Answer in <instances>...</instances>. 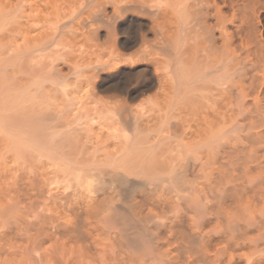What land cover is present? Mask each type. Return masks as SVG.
<instances>
[{
	"label": "bare ground",
	"instance_id": "obj_1",
	"mask_svg": "<svg viewBox=\"0 0 264 264\" xmlns=\"http://www.w3.org/2000/svg\"><path fill=\"white\" fill-rule=\"evenodd\" d=\"M5 5L1 27L40 23L11 68L70 55L40 71L38 107L8 115L23 119L22 159L67 190L45 187L48 172H20L18 201L51 212L20 224L35 258L0 262L264 264V0Z\"/></svg>",
	"mask_w": 264,
	"mask_h": 264
},
{
	"label": "rangeland",
	"instance_id": "obj_2",
	"mask_svg": "<svg viewBox=\"0 0 264 264\" xmlns=\"http://www.w3.org/2000/svg\"><path fill=\"white\" fill-rule=\"evenodd\" d=\"M27 18H30V17H27ZM27 18L25 17V18H22L21 20L18 19L19 21L17 23H16V21L13 22L15 25L11 24L10 25L11 27H8V28H6V27L3 28V27H1V24H0V61H2V62H0V64H4V62L6 63L8 60H10V58H14L20 49L29 45V44H27L28 40L25 37L32 36L33 33L35 34V32H33V31H32L33 33H31V29L32 28L34 29L37 25L38 26L36 28H38L40 26V23L36 19L30 18L27 20ZM16 24H18V25H16ZM41 25H42V23H41ZM25 30H26V32H25ZM28 34H30V35H28ZM68 40H69V38L67 40L65 39V41H68ZM28 43H31V40L28 41ZM63 47L64 46H62V48ZM62 48H59V49H62ZM64 48L65 49L61 50L63 52L58 50L55 53L51 52L50 53L51 55L49 54V52L44 53V56H43V54H39V55L34 57L35 61L32 60L33 56L32 57L30 56L31 57L30 62H28L26 64V66L23 69H21L22 73L20 72V70L18 71L17 69H15L18 66H16V67L14 66L13 68L10 67L9 75L10 76L14 75V77L11 76L12 79L14 78L13 80H15L19 83H21V82L25 83L26 77H28V79H29L31 77L30 75L32 73H35V71L37 72L35 74H38V72L41 73L40 71H42V70H43V72H45V71H47V69H50V67H51L50 61H52L53 59H55V58L56 59H60V58L63 59L64 57L66 58V55L67 56L70 55L69 54V51H70L69 46H66ZM30 57H28V59H30ZM48 63H50L49 66H47ZM32 75H34V74H32ZM26 81H27V79H26ZM69 103L70 102H68V104H67L65 101V105L68 106V107L66 106L67 112H69L71 114H76V113L85 111V109H84L85 107H83V105L81 103H78L74 107L69 106ZM94 124L97 126L94 127L93 131L96 130L98 132L99 131L98 130V124L97 123H94ZM94 124H93V126H94ZM23 125H24L23 119L21 117L18 118V117L13 116V120H12V116L10 117L8 115L6 117H0V244H1L0 245V260L2 259L1 260L2 262L4 259L6 260V258H7V260H10L12 257L13 258L15 257L16 259H19L22 257H26V258H33L34 257L35 258L38 255V252L33 250V249H28V251L25 250L26 252L22 249V244H23L22 236L23 235H22V232L19 231V227H20V224L21 225L23 224L22 221L24 223H25V221L30 222V220H31V222L38 221V219L40 220L41 217H45L44 213L47 214L50 211V210H45L44 205H40L37 208L26 210L23 207V204H21L20 201H18V197H17L18 193H17V186L16 185H18L17 182L19 181V179L21 178V175H22V174L20 175V172L23 173L27 169H28L27 172L29 171V172H31V174H33V171H36V170H37L36 172H39V173L48 172L49 173L48 175H47V173H46V175H44L45 178L44 177L41 178L43 180V184L46 185V186L44 185L45 187H48V188L50 187V189L53 188L52 192L56 191L55 194H60L59 192L64 191L66 189L65 183L62 181V179L55 177L54 174L51 173V171H50L51 167L44 165V164H37L35 162L34 157H28V159H27L28 162H26V160H25L26 158L22 159L23 156H21L22 154L20 155L21 152L19 153V150H20L19 149V145H20L19 144V140H20L19 138L21 136L19 134L21 132L20 127H22V130H23ZM81 125H83V124H81ZM4 126H5V128H4ZM17 128L19 130H16ZM80 128H83V126H81ZM104 130H106V129H104ZM40 165L43 167H41ZM62 185H63V187H62ZM57 186H59V187L56 189ZM42 213H43V215H42ZM29 222H28V224H29ZM0 264H2V263L0 262ZM3 264H7V263H3Z\"/></svg>",
	"mask_w": 264,
	"mask_h": 264
},
{
	"label": "clouds",
	"instance_id": "obj_3",
	"mask_svg": "<svg viewBox=\"0 0 264 264\" xmlns=\"http://www.w3.org/2000/svg\"><path fill=\"white\" fill-rule=\"evenodd\" d=\"M13 9L5 5L0 8V21H6ZM10 64H0V117L9 115L13 108L34 109L41 103L48 83L47 73H41L26 83H19L9 75Z\"/></svg>",
	"mask_w": 264,
	"mask_h": 264
}]
</instances>
